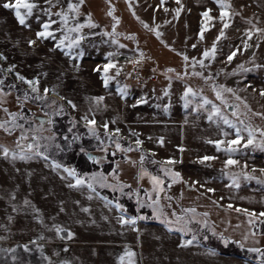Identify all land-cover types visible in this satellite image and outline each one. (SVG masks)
<instances>
[{
    "label": "rangeland",
    "instance_id": "1",
    "mask_svg": "<svg viewBox=\"0 0 264 264\" xmlns=\"http://www.w3.org/2000/svg\"><path fill=\"white\" fill-rule=\"evenodd\" d=\"M5 2L9 0H0V55L5 57L0 60V72L5 75L0 76L5 77L7 86L0 84V122L11 119L4 108L24 119H17L21 127L13 129L12 134L0 129V145L18 153L15 142L23 133L29 139L21 143L39 144L42 155L28 153L26 160H13L0 151V264H119L126 249L136 254L135 264H261L259 253L249 251L258 257L257 261L241 256L246 255L244 247H264V236L253 235L241 217L246 213L237 209L254 212L264 221L258 215L264 212V174L260 171L264 169V148L260 146L264 137L256 131L254 144L243 146L248 135L246 127L264 130V32H256V28L264 29V0H230V26L223 29L224 36L216 44L215 59L204 60V67L198 63L193 67L192 61L203 59L202 53L211 48L223 28L214 0H181L180 4L165 0L163 5L161 0H118V13L122 15L119 24L107 16L108 7L102 0H85L80 16L70 21V26L87 25L91 15L97 27L82 28V39L72 49L67 42L64 47H57L63 38L59 23L53 25L55 39H37L36 33L48 20L43 11L50 7L48 0H35L38 8L25 26L17 22L11 9L3 7ZM67 2L60 0L52 12L66 9ZM177 9H181L179 16ZM208 9L215 19L201 40V13ZM52 19L59 21L55 15ZM141 21L161 32V38L158 40L154 32L146 30ZM114 26L115 33L134 39L116 38L111 30ZM249 32L251 39L246 35ZM29 41L35 44L30 46ZM136 42L150 57L141 56ZM166 49L176 55L173 60L161 56ZM233 52L236 55L228 61ZM184 55L189 57L186 64ZM110 62L116 68L109 70L111 79L105 87L103 66ZM165 66H174L178 71L165 73ZM9 68L12 71H7ZM184 68L189 75L179 78L177 73ZM194 72L201 75H193ZM18 74L28 80L38 79L39 95L49 89L46 98L36 99L37 94L17 79ZM213 86L233 90L222 93L226 103L217 99ZM189 87L196 95L184 97ZM214 105L241 129L244 137L239 151L232 154L239 161L235 166L226 168L228 154L218 152L214 144L207 142L234 139L236 133V128L219 116L208 119ZM234 111L238 118L232 116ZM85 116L95 119L99 137L108 136L103 128L107 123L108 134L119 129L118 137L142 152L135 148L118 151L124 158L108 171V138L102 143L93 136L86 127ZM223 132L229 135L224 137ZM33 136L36 140H32ZM137 139L142 142L139 147ZM83 151L100 161L90 165L86 160L83 176H108L116 190L94 186L125 209H134L138 213L135 225L121 224L122 215L132 218L121 214L86 185L69 187L74 180L63 171L65 165L52 167L50 158L63 155L73 161ZM143 153L150 155L151 161L141 163ZM204 156L216 159L201 163ZM169 159L177 163H163ZM162 167L178 172L180 180L173 183ZM142 169L148 175L141 178ZM114 171L120 183L131 187L121 192L112 179ZM244 173L255 179H246ZM157 174L168 180L160 192V218L152 208L137 203L140 200L147 205L145 193L153 192L150 176ZM137 191L139 197L134 194ZM84 208L89 211L84 212ZM173 212L190 221L186 227L183 222L175 223ZM141 216L145 219H139ZM165 217L173 223H161ZM56 226L72 232V238L58 235ZM169 227L173 230L169 231ZM179 228L184 230H176ZM216 235L234 240L240 247L232 246L228 249L231 253L225 255L219 250L228 243L217 241Z\"/></svg>",
    "mask_w": 264,
    "mask_h": 264
},
{
    "label": "snow or ice",
    "instance_id": "2",
    "mask_svg": "<svg viewBox=\"0 0 264 264\" xmlns=\"http://www.w3.org/2000/svg\"><path fill=\"white\" fill-rule=\"evenodd\" d=\"M60 0H56V3H52V0H48V3L50 5V7L44 9V13L46 16H48V20L45 21L42 25L41 28L42 30L38 31L36 33L37 39H48V38H53L55 39V32L56 30L53 29V25L56 23L60 24V31L63 32V38L59 40V43L57 44V47H64L65 46V42H67V47L69 49H72L74 46L79 45L80 40L82 39V37L79 35V33L81 32V29L84 27H97L96 24H94L92 22V18L91 15L88 16L87 20L88 23L87 25L85 24H80V23H76L75 25L70 26V21L75 20L76 18H78L80 16V9L81 6L85 3V0H68L67 2V7L66 9L61 8V10L53 13L52 12V8L56 7L59 4ZM165 2V0H161V4L163 5V3ZM214 2L218 5L219 9H220V17L219 20L223 25V28L221 29L219 35L216 38V41L212 44L210 49H205L204 52L202 53L203 55V59L201 60H193L192 61V66L195 67V65L198 63L201 67H204V60L207 59H215L216 57V53H217V48H216V44L217 42L220 40V38H222L224 36V28H228L230 25L229 23H227V20L231 19V3L230 0H214ZM177 4L181 3V0H176ZM3 7L5 9H11L13 11L14 17L17 20V22L21 25V26H25L27 20L32 17L34 15V10H36L38 8V4L35 2V0H9V2H5L3 4ZM166 12L168 11L167 8L164 9ZM114 8H111L108 11V15L111 16L113 18V20L116 21V24H119V20L114 16ZM181 9H177L176 10V15L179 16ZM212 10L208 9L206 11H204L203 13H201V16L203 17V20L201 21V28H200V39L203 40L204 36V32L208 31V25L212 23V21L215 19L214 17H212L210 15V12ZM55 15L57 17H59V21H55L52 19V16ZM133 15H135V13L133 12ZM137 19H139V17H137ZM141 23L143 24L144 28L148 31L154 32L156 38L159 40L161 38V36L163 35L161 32H159L157 29L155 28H150L149 25L147 23H144L143 21H141ZM248 23H251V21H248ZM256 32L260 33V32H264V29H259L256 28ZM72 34H76V35H72ZM107 35V33H106ZM113 35H115V26L113 27ZM246 35L248 36L249 39L252 38V34L251 32L246 33ZM130 39H134V37H129ZM116 41L113 40V43H115ZM30 46L35 44V41H29L28 42ZM161 43H163V41L161 40ZM120 47H124V45H120ZM193 47H195V45H193ZM248 45H245V48H247ZM179 54V53H178ZM112 54L110 53L109 56H111ZM236 55L235 52L231 53L228 56V61H231L233 59V57ZM141 56H143V53H141ZM5 59V57H3L2 55H0V60ZM184 61L187 63L189 61V57L187 55L183 56ZM116 68V64L115 63H107L103 66V72L104 75L102 76V79L104 80V84L105 87H107L108 85V81L109 79H111V77H109L107 74L109 72L110 69H114ZM7 71H12V68H9ZM168 72H174V69L169 68L167 70ZM116 75H119V69H117L116 71ZM193 75H201L200 73H193ZM211 77H209L210 79ZM17 79L22 81L23 83L27 84L31 90L32 93L37 94L36 95V99H45L49 89L45 88L43 89V95H39L40 93V87H39V80L38 79H34V80H28L25 77L21 76V75H17ZM0 84H3V80H0ZM213 91L216 93V97L217 99L221 100L222 103H226V101L223 99L222 93L223 92H232L233 90L231 88H220L219 90L213 86ZM167 94V93H165ZM190 95H196L195 92H193V90L189 87L186 89V91L184 92V97H188ZM261 95H264V92H261ZM27 94H25V99H27ZM61 99H64L63 97H61ZM99 100H102L103 98L100 97L98 98ZM236 99H240V97H236ZM0 103H2V101H0ZM55 103V102H53ZM69 103L71 104V101H69ZM205 104H208L209 101L205 99L204 101ZM73 108H75V105H72ZM245 107H247V105H245ZM3 111L5 113H7L11 119L10 120H5L3 122H0V129L4 130L5 132L12 134L13 129L15 128H19L21 127V125H18L16 123L17 119H24L23 116H19L15 113H9V110L7 108H4ZM62 111V108H61ZM214 116H219L221 119H223L225 124H228L230 127L236 128V126L234 124H232V122L230 120L227 119V117H224L221 115V110L219 107H216L215 105L213 106L211 113L208 116L209 120H212ZM232 116H237L238 118V113L236 111L232 112ZM84 120L86 122V127H88L89 132L95 136L97 139H99V135L96 132L95 129V124L96 121L95 119H88L87 116L84 117ZM49 123H51V121H49ZM241 123H243L241 121ZM9 124L11 125V127H9ZM103 128L105 131V134L108 135V124L105 123L103 124ZM248 133L247 135V141L246 143L243 145L244 147H248V145H252L255 142V132L259 131L260 135L262 137H264V130H254L251 127H246L245 129ZM115 134H119V129H116ZM229 134L227 132H223V136L227 137ZM29 139V137L25 134H21L20 138L15 142L16 143V147L17 149H19V152H10V150L7 147H4L2 145H0V151L3 152V155L5 158H8L9 156H11V158L13 160L19 158L20 160H26L29 158L28 153H33L35 155H42V153H40L38 151L40 145L39 144H32V143H21L22 141H27ZM52 139H54V137H52ZM32 140H36V137L33 136ZM244 140V137L241 135V129L236 128V133H235V138L234 139H220V140H216V141H207L210 144H214L216 150L219 151H224L225 153L228 154V158L224 161L225 167H230V166H235L237 164H239V161L236 159L232 158V154L236 153L237 151H239V145L241 144V141ZM141 141L139 139H137L136 144L139 147L141 145ZM161 144H163V141H160ZM226 145V146H225ZM224 146V147H222ZM260 146L262 148H264V141L260 142ZM57 148H59V145H56ZM116 148L118 150L121 151H125V152H129L132 151L133 149L131 147L129 148H122V146L120 145L119 142H116ZM180 151H183V149H180ZM45 160L48 159V156H44L43 157ZM89 159L92 161V163L94 164H98L100 163V161L95 157V156H91L89 155ZM141 163H143L144 157L141 156ZM216 159V157L213 156H204L201 159V163H204L205 161H211ZM164 164L167 165H174L175 163H177V161L169 159L163 162ZM52 167L54 169L57 168H61V165L56 163L55 161H53L52 163ZM63 171L65 173H67V177L72 178V180H74V183H69V187H79V186H85L91 191V192H96V187L94 185H99L100 187H108V188H112L113 190H116L115 186H113L112 184H110L108 182V176L104 175L103 173H94L91 176H88L87 178L80 176L77 171L74 168H67L64 167ZM161 171L164 172V174L166 176H169L173 183L178 182L180 180V174L178 172H174L171 168H161ZM253 171H256L255 169H253ZM262 174H264V169L260 170ZM112 175V179L116 180L117 185L119 186V190L122 192L123 189L125 187H131L130 185H125L120 183L119 181V177L118 175L115 173V171L111 174ZM144 175H148V173L146 171H144L143 169L141 170V174L140 177L142 178ZM245 178L246 179H255V177L248 175L247 173H244ZM150 182L153 185V192H155V197H153V192H147L145 193V195L148 198V203L147 205H145L144 202L137 200V203L140 207H150L152 208L153 213L157 216V218H160L161 216H163V210L162 208H160V192L163 191V184L164 181L158 177V176H150ZM137 197H139V192H135L134 193ZM89 199H91L92 197L89 196ZM170 199V198H169ZM27 203V201H26ZM108 204H112V201H107ZM114 207L123 212V206L119 203H115ZM232 206L229 205V208H231ZM84 212H88L89 209L88 208H84L82 209ZM185 212H191L194 213L195 209H185ZM237 211H244L246 213V215H248L250 217L249 219V224H254L255 223V219L257 217V214L254 212H248L247 210H242V209H237ZM204 215H207V213H205ZM260 217H264V212H261L258 214ZM172 216L175 217V223L180 224L181 222H183L184 226L186 227L187 224L190 222L187 219H185V217L183 216H178L176 215L175 212L172 213ZM139 219H145V217L141 216L139 217ZM121 224H125V225H135L136 224V220L135 219H125L124 216L122 215L119 218ZM261 223H264V221H260ZM161 223H165L167 225H171L173 223L172 220L167 219L166 217L164 219L161 220ZM173 229L171 227H169V231H172ZM178 231H183V228H179L176 229ZM55 231L56 233L59 235L60 233H63L65 231V229L56 226L55 227ZM253 235H255V233H253ZM73 236V233L68 231L67 232V238L71 239ZM64 237L61 236V239H63ZM247 238V237H245ZM41 239H43V237H41ZM192 241H187L188 244H190ZM227 243V241H226ZM242 246V245H241ZM67 250V249H65ZM14 251V250H13ZM25 251H28L27 246H25ZM248 251L250 252H255V253H259L260 257H261V264H264V250H261L259 248H249ZM135 253L131 250L126 249L124 254L121 255L119 257V264H135ZM49 264H51V261H49ZM65 264H67V262H65Z\"/></svg>",
    "mask_w": 264,
    "mask_h": 264
},
{
    "label": "trees",
    "instance_id": "3",
    "mask_svg": "<svg viewBox=\"0 0 264 264\" xmlns=\"http://www.w3.org/2000/svg\"><path fill=\"white\" fill-rule=\"evenodd\" d=\"M105 5L108 7L107 9V13L108 11L111 9V8H114L115 11H114V16L120 20L121 16L119 13H118V0H102ZM108 4H110L111 6H109ZM107 16L113 20V18L111 16H109L107 14ZM113 31V28L111 29ZM155 35V34H154ZM134 36H136V33H134ZM115 37L116 38H120L122 40L124 39H129V36L127 35H122V34H118V33H115ZM139 50L141 51V53H143V57L146 58V57H150L149 54L146 53V50L142 48V46L140 47V42H136V45ZM162 55L161 56H166V57H169L170 60H173L174 57L176 56L175 54H173V52H170L169 50H165L163 53H161ZM182 62V61H181ZM184 62V61H183ZM186 64V62H184ZM171 68V69H174L175 71H178L176 68H174V66H165V68H163L162 71H164L165 73H169L167 70ZM1 74V73H0ZM193 74V73H192ZM178 77L179 78H185L187 75H189V71L187 69H182L180 72L177 73ZM202 78V77H201ZM206 77H203L202 79L205 80ZM215 83V82H214ZM28 95L30 94L29 92L27 93ZM108 137V140L106 142H109V138L110 136H107ZM114 140L111 142V143H108L107 145V157L109 159V164H107L105 166V168H107V170L109 171V168H110V171L114 168L115 164L117 162H120L123 160L124 156L119 153L118 151H121V150H118L116 148V142H119L120 145L122 146V148H129L131 147L132 149H134L135 147H133L132 145L128 144V143H125L122 139L118 138V137H113ZM77 142V140H76ZM127 144V145H126ZM135 150H138L140 152H142L141 149H137L135 148ZM89 151H83L81 153H78L77 156L79 157H76L75 160L72 161V158H67V157H63V155H61V157L59 158L58 156H54L53 158H50L52 161H55L56 163H59V164H62V165H65L66 167H68V163L70 162V166L69 168H74L77 173L80 175V176H83V172H81L82 170H84L85 166H87V163H86V160L88 161V164L90 165H93L94 163H92V161L89 159ZM65 156V155H64ZM76 156V155H75ZM143 156H144V161H151V156L150 155H147L145 153H143ZM74 158V157H73ZM63 159V160H62ZM116 162V163H115ZM111 164V165H110ZM101 168V167H100ZM156 175V174H155ZM157 176H159L157 174ZM84 177V176H83ZM161 178L163 179L164 181V186L166 187L168 185V180L166 179V177H164L163 175H161ZM96 192L101 195L102 197H104L107 201H112V204L115 205V203H117L113 198L111 199L110 196H108V194H105L103 193L102 191H99L96 189ZM124 205V204H123ZM128 206V205H127ZM131 207V205H130ZM123 209L124 211L121 212L119 211L121 214H124V215H127L129 216L130 218L132 219H135L137 220V216H138V213L134 210V209H130L128 210L127 208L125 209V207L123 206ZM234 214V213H233ZM244 216L241 215V217L244 219L246 225L251 229V231L253 233H255L256 236H264V223H261L260 221H263V220H260L258 219L257 217L254 218L255 219V223L254 224H249V219L250 217L246 214H243ZM64 235V237L67 239V231H64L63 233H61ZM196 239L201 243V244H205L207 245L205 242V240H202L199 238L196 237ZM216 239L217 241H220V240H226L228 245L227 246H224L223 248L220 247L221 249L219 250L220 252H222L223 254L227 255L229 253H231V250H228L229 248H231L232 246L234 247H240V245L234 241V240H230V239H224L223 237L219 238L217 237L216 235ZM30 248H35L34 245H30L29 246ZM212 248H215L214 246H210ZM18 248L22 249V246L19 245ZM232 249V248H231ZM261 250H264V247L260 248ZM230 251V252H229ZM243 251L244 253H246V255H243L241 254V256H244L246 258H254V260L257 261L258 257L252 253H250L248 251V249L246 247L243 248ZM250 253V254H249Z\"/></svg>",
    "mask_w": 264,
    "mask_h": 264
},
{
    "label": "flooded vegetation",
    "instance_id": "4",
    "mask_svg": "<svg viewBox=\"0 0 264 264\" xmlns=\"http://www.w3.org/2000/svg\"><path fill=\"white\" fill-rule=\"evenodd\" d=\"M3 79H4V78L0 76V80H3ZM4 80H5V79H4ZM3 85H4V86H7V82H6V80L3 81ZM107 138H108V137L105 136V137H100L99 139H100L101 142L103 143V142H105V140H106Z\"/></svg>",
    "mask_w": 264,
    "mask_h": 264
},
{
    "label": "water",
    "instance_id": "5",
    "mask_svg": "<svg viewBox=\"0 0 264 264\" xmlns=\"http://www.w3.org/2000/svg\"><path fill=\"white\" fill-rule=\"evenodd\" d=\"M110 138H109V143L113 140V137L109 134Z\"/></svg>",
    "mask_w": 264,
    "mask_h": 264
}]
</instances>
